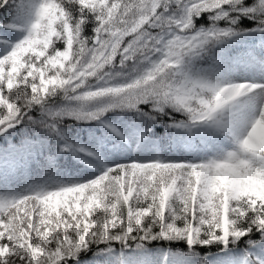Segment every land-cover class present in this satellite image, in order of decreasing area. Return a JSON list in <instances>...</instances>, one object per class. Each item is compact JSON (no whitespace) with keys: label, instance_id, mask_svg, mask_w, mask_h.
<instances>
[{"label":"snow or ice","instance_id":"snow-or-ice-1","mask_svg":"<svg viewBox=\"0 0 264 264\" xmlns=\"http://www.w3.org/2000/svg\"><path fill=\"white\" fill-rule=\"evenodd\" d=\"M0 264H264V0H0Z\"/></svg>","mask_w":264,"mask_h":264}]
</instances>
